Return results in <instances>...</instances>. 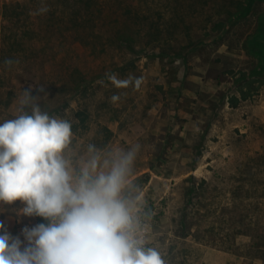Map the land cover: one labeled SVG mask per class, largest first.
<instances>
[{
  "label": "rangeland",
  "instance_id": "obj_1",
  "mask_svg": "<svg viewBox=\"0 0 264 264\" xmlns=\"http://www.w3.org/2000/svg\"><path fill=\"white\" fill-rule=\"evenodd\" d=\"M27 1L0 0V122L15 116L28 89L42 110L73 125L84 111L87 128L73 129L78 138L141 146L135 177L154 213L153 243L169 264H264V74L245 48L264 0L217 30L230 0H196L204 8L186 18L188 33L162 47L122 14L121 0H107L100 23L79 30L58 13L61 0L4 17V6ZM41 6L48 11L37 14ZM6 59L18 63L7 67ZM112 73L142 85L116 88ZM20 207L0 206V223L23 239L22 229L36 222L17 215Z\"/></svg>",
  "mask_w": 264,
  "mask_h": 264
},
{
  "label": "clouds",
  "instance_id": "obj_2",
  "mask_svg": "<svg viewBox=\"0 0 264 264\" xmlns=\"http://www.w3.org/2000/svg\"><path fill=\"white\" fill-rule=\"evenodd\" d=\"M106 75L116 88L143 82ZM36 99L24 90L15 116L0 122V206L19 202L17 215L44 222L23 228V239L0 223V264H169L153 243L154 213L135 177L141 146L85 142L71 120Z\"/></svg>",
  "mask_w": 264,
  "mask_h": 264
},
{
  "label": "trees",
  "instance_id": "obj_3",
  "mask_svg": "<svg viewBox=\"0 0 264 264\" xmlns=\"http://www.w3.org/2000/svg\"><path fill=\"white\" fill-rule=\"evenodd\" d=\"M61 1L62 4L58 13H61L62 18L67 23H70L73 28L76 27L79 30L88 22H91L94 26L98 25L97 23H100L102 14L108 8V1L110 0H73V3H71V0ZM162 1L164 2L162 3ZM250 1L252 0H230L233 8H226L223 12H219L220 16L226 15L225 19H218L213 29L217 30L225 26L226 19H242L246 17L250 13ZM196 3V0H121L120 8L126 18L137 25H144L147 28L146 35L148 34L150 37L153 47H162L163 42L168 46L169 39L175 38V35L182 31L186 34L188 33L190 26L186 18L201 13L204 8L200 3L198 7H203L197 8L194 6ZM40 4H42L40 0H28L23 4L16 2L15 4L4 6L3 15L6 19H11L14 15H19L16 12L18 7L28 10L29 6L36 7L40 6ZM164 31H166V37L163 36ZM92 36L101 37L102 35L92 33ZM78 39H82V37L79 35ZM121 41L125 43L127 38H121ZM262 45H264V16L255 31L245 42L248 54L251 56L256 55L259 58V67H257L256 71L258 74L261 73L260 71L264 66L263 54L259 48ZM166 54L169 55V53ZM245 98L246 94L243 93L242 99ZM75 117L78 120V124H74L73 129H86L87 114L80 110L75 113ZM104 131L109 133V135L111 133L107 128H104ZM35 222L37 224L44 221L40 217H35Z\"/></svg>",
  "mask_w": 264,
  "mask_h": 264
},
{
  "label": "crops",
  "instance_id": "obj_4",
  "mask_svg": "<svg viewBox=\"0 0 264 264\" xmlns=\"http://www.w3.org/2000/svg\"><path fill=\"white\" fill-rule=\"evenodd\" d=\"M0 48H1V36H0ZM260 49H261V51H262V54H263V59H264V45H262V47L260 46L259 47ZM253 57H255L256 58V61L258 62V66L257 67H259V58L255 55V56H253ZM261 71H262V74H264V66H263V68L261 69Z\"/></svg>",
  "mask_w": 264,
  "mask_h": 264
}]
</instances>
